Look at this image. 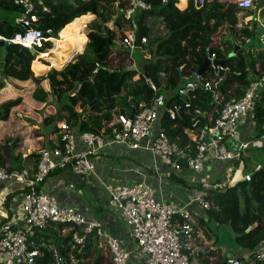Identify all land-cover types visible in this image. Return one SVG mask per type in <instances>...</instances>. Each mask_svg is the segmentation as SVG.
Masks as SVG:
<instances>
[{
    "label": "trees",
    "instance_id": "obj_1",
    "mask_svg": "<svg viewBox=\"0 0 264 264\" xmlns=\"http://www.w3.org/2000/svg\"><path fill=\"white\" fill-rule=\"evenodd\" d=\"M144 1L150 5V9L137 12L132 18L133 22L130 20L127 24H123L114 4L119 2L121 7H126L127 0H45L44 4L48 10L38 12L39 18L35 27L43 32L48 30L54 32L63 28L59 37L81 48L84 37L77 32L87 24L82 30L87 38L84 52L63 69L50 71L49 92H45L41 87L42 79L34 77L31 71L35 61L32 67L31 63L35 58L30 54L29 49L18 45H8L5 66L0 73V89L4 87L8 79L18 81L32 79L36 84L32 98L37 103H47L49 96L57 102L58 110L55 116L43 120V124L52 127L53 133L58 131L60 123L64 120L78 133L91 132L111 138L109 125L116 116L120 114L129 116L131 108L137 112L140 106H150L161 93L166 94V105L176 101L174 93L184 83V77L195 73L207 55H214L216 60H225V67L229 73L220 71L219 75L233 78L239 84L240 87L234 90L233 94L236 99L241 97L243 90L251 81L257 80L264 74V46H262L264 38L261 35L260 25L254 21L251 28L248 24L241 29L238 28L237 16L240 10L232 6L226 7L217 1L204 3L200 7H197L192 0L186 5H180L178 0ZM22 12V6L15 5L12 0H0V35L2 37L10 39L15 34L25 31L20 24ZM245 14H251V10ZM86 15H92L94 19ZM90 20L92 21L89 22ZM136 22L148 28L147 43L142 48L152 56L149 62L154 64L162 84V88L158 91L153 90L143 76V65L127 64L130 51L122 45L123 27L126 25L133 27ZM222 26H224V33L220 37L221 41L205 49L203 42L208 35L215 33ZM229 37L234 43L237 39H245L247 42L257 41L262 49L253 54L247 52L241 45L235 56L236 59L229 62L231 58L227 59V56L233 49ZM116 43L118 45L115 47ZM51 48L50 43H44L37 52L44 53ZM54 54H58L57 47ZM116 60L121 65L125 64L122 69L112 68L111 65ZM34 70L36 75L40 76L39 74H44L49 69L43 65H37ZM212 73L213 70L209 68L202 77L209 79ZM90 78L93 82L89 81ZM78 84H82L83 89L75 92ZM14 101H7L0 107L3 108L6 105L10 109ZM211 103V94L199 91L193 101L191 112L183 115L178 121H171L160 108L159 127L166 130L171 140L179 139L180 145L184 146L189 142L187 130L195 108L206 109L213 119L219 115L222 106L219 105L214 109ZM244 126L242 139L246 141H256L264 134V90L256 96ZM51 147L56 146L51 145ZM254 148L257 149L256 146ZM246 154L245 158L248 152ZM11 155H13L12 152L7 153L6 148L3 151L0 147V167L12 169V167H6L7 163L12 160L16 162L21 158ZM242 157L243 155L232 160L231 165L237 166L240 161H244ZM26 160L27 162L17 171L25 169L30 175H34L39 153H30ZM182 167L183 170L186 169L185 165ZM247 177L245 174L243 177L231 180L225 186L216 188L206 189L203 186H197L206 191V199L211 205L208 212L210 219L207 222H200L203 233L209 240L215 239L213 243L215 247L221 244L217 233L227 235L232 241L233 246L229 248L231 255L222 254L221 264H227L229 257L239 259L241 264H264V260L255 261L248 258L264 245V166H261L258 171L253 168L250 173H247ZM211 223L214 227L210 226ZM51 225L59 230L62 226H67L62 224L49 226ZM196 227L194 228L197 231ZM74 231H78V227H74L69 232L65 242L72 240ZM35 234L34 241L39 245L40 238L37 240ZM92 234H81L84 237V244L81 247L74 245L73 241V244L69 245H74L72 253L77 260L86 261L78 264H89L88 259L95 247ZM47 243L48 241L45 242ZM39 248L44 252L45 258L38 263L48 264V261H51L50 256L47 255L48 247L39 246ZM218 249L219 254L222 249L219 247ZM60 253L64 254L62 251ZM203 264H210V262L205 261Z\"/></svg>",
    "mask_w": 264,
    "mask_h": 264
},
{
    "label": "built area",
    "instance_id": "obj_2",
    "mask_svg": "<svg viewBox=\"0 0 264 264\" xmlns=\"http://www.w3.org/2000/svg\"><path fill=\"white\" fill-rule=\"evenodd\" d=\"M15 5L22 6L23 33H17L12 38L4 39L9 45H18L28 49L38 50L44 43H52V35L45 37L44 32L35 27L38 12L48 9L45 0H12ZM128 5L121 7L119 2L114 4L123 24L133 22L135 14L149 10L150 5L144 0H127ZM190 0H178L186 5ZM197 7L207 2H220L226 7H234L240 11L253 8L258 0H192ZM136 28L126 25L123 27L122 45L130 52L134 51V34ZM52 33L50 30L46 31ZM147 43L144 32L140 39V48ZM130 54V53H129ZM210 60L214 55H208ZM144 60H152L150 54L144 55ZM213 75L205 79L196 72L184 77V83L174 93L176 101L166 105V96L159 94L150 106H140L129 121L127 115L120 114L110 123L111 138L104 134L91 132L78 133L66 123L59 125V141L55 148H44L39 152V161L34 175L27 170H8L0 167V181L13 180L22 186L23 199L20 211L23 214V224L15 226L5 222L0 226V264H38L40 257L34 234L50 224H62L70 228H83L81 232L74 231L72 241L81 247L84 237L81 234L95 233L103 237L101 224L97 220L86 219L79 211L58 203L54 196L42 193L41 185L54 172L71 168L77 175H87L94 170L93 159L106 147L122 145L130 150H143L160 159L163 164L174 172L182 170V165L193 173L203 169L210 159L230 162L238 159L250 146H264V143L246 141L241 138L240 126L252 110L256 96L264 90V74L257 80L251 81L238 99L233 96L239 84L233 78L219 75L227 68H212ZM237 76L239 74H236ZM90 82L93 80L90 78ZM153 90L154 87L149 80ZM83 89L78 84L75 92ZM199 91L211 94L213 108L221 105L219 115L213 119L206 109L195 108L190 126L187 130L188 143L180 145L179 139L171 140L165 129L157 126L160 108L164 110L171 121L181 120L183 115L193 109V101ZM129 129L126 130V125ZM157 128V129H156ZM261 139L264 142V134ZM236 144L234 149L228 145ZM193 144V147H192ZM255 171L261 165H256ZM246 178H248L246 176ZM209 179V177H206ZM230 183V182H228ZM221 185L214 186V188ZM108 203L115 209L129 230L133 241V250L127 251L120 245L116 237L104 236L106 247L111 254L112 264H128L131 253H135L143 264H191L189 252L192 250V240L197 231L193 227L188 207L197 205L203 212H209L211 205L206 199V191L196 188L192 191L191 199L184 206L175 203L157 201L154 190L145 183L105 185ZM83 232V233H82ZM54 258L53 264L72 261V254L61 256L56 247L50 248ZM248 258L255 261L264 260V245ZM227 264H241L234 257L227 259Z\"/></svg>",
    "mask_w": 264,
    "mask_h": 264
},
{
    "label": "crops",
    "instance_id": "obj_3",
    "mask_svg": "<svg viewBox=\"0 0 264 264\" xmlns=\"http://www.w3.org/2000/svg\"><path fill=\"white\" fill-rule=\"evenodd\" d=\"M247 11H241L238 16ZM249 15V21L245 23L253 25L254 21L258 22L261 32L263 29L262 35L264 36V0L255 1L251 9V14ZM86 16H91L92 20L94 19L92 15ZM240 22L239 20L237 26L240 25ZM86 25L80 30V34L84 37L82 47H78V49H80L79 51H72V54L74 52L81 53L82 50L83 52L85 50L87 38L82 30ZM147 31V27H142V32L147 34ZM220 36L221 34L218 35L219 38ZM215 43L217 44V42L212 40L209 45ZM50 44L52 48L47 50V52L40 54L36 53V58L31 63L33 64L35 61L33 69H31L32 73L37 65H43L46 69H49V72L47 71L48 74L52 69H63L65 67L61 66L57 68L54 66L56 62L59 61V57L53 52L56 48H53V44L56 46L55 42L53 41ZM40 61H44V63L41 64ZM52 63L54 65H52ZM245 71H247V69H245ZM36 76L37 75H34V77ZM189 76L191 75H187L186 77ZM35 89L36 84L32 79L26 81L8 79L5 81L4 87L0 89V104L8 100L13 101L12 99L14 96L23 97L24 93H28L30 94L29 97H31L34 102L33 107L30 106V108L38 111L36 114H31L30 112L32 111L23 107L22 110H19L23 112H16L18 111L16 110L18 105L10 110L7 120L3 121L0 119V147L3 148V151L6 148L7 153L12 152L13 155L11 156L21 157L16 162L12 160L7 163L6 167H12V169L9 170H17L15 169L17 164L23 166L27 162L26 157L30 153H39L44 148H52L51 145L57 146L59 144V129L56 133H53L50 125L47 126L43 124V120L55 116L58 106L55 108V101L53 102V106L50 104V102H52L51 96H49L47 103H37L32 98ZM43 89L45 92H49V89ZM162 94L166 96V94ZM245 120L246 118L240 126L241 138L242 133L245 131ZM158 127L159 125L157 128ZM256 141H253V143H256ZM228 145L231 149H234L236 146L233 142L228 143ZM230 162L210 159L205 162L203 169L198 173H193L188 169L183 170V167L181 171L175 173L170 167L165 166L160 159L148 152L143 150H130L122 145H112L106 147L93 159L94 170L91 173L87 175H77L71 168H65L49 175L40 189L42 193L54 196L59 204L76 209L86 219L99 221L104 236L116 237L121 247L131 252L134 248V244L129 237V230L121 220L119 213L109 205L105 185L114 186L119 184L145 183L154 190L157 201L170 202L178 206H184L190 201L192 191L196 188L198 189L197 186H203L209 189L230 182L231 178L226 177L224 173L227 167H232ZM13 166H15V168ZM206 177H209V179H206ZM177 179L181 180V182ZM22 199L23 190L21 185L13 180L5 182L0 181V226L5 222H9L15 226L23 224V214L20 211ZM188 210L191 214L193 227L197 226V233L192 240V250L189 252L191 264H203L205 261L210 262V264L219 262L220 256L223 254L224 250L230 252L228 248L230 245V248L233 246L231 238L228 239L230 242L229 244L224 241L221 242L220 246H213L215 239L209 240L203 233L202 227H200L201 221L207 222L210 219L209 214L203 212L197 205L189 206ZM82 229L83 228H78L79 232H81ZM70 231H72V228L68 226H62L59 230L56 226L51 225L36 232L35 238L37 240L40 238L38 247H48L49 252L47 255L51 258L48 264H53L54 262V258L50 253L51 247H56L59 253L61 251L64 252V254L61 255L63 257L72 254L70 258L72 261L68 259L65 263L62 262V264L86 262L84 260H77L73 255L72 250H74L75 247L74 245L69 246L73 244L72 240L67 242L64 241ZM92 235L94 236L93 240L95 241V247L92 249L90 258L88 259L89 264L93 262H95V264H111V254L106 247V238L104 236L99 237L95 233ZM221 236L225 238L224 235L221 234ZM46 241H48L47 244H45ZM218 247L222 249L219 254ZM39 251L40 257L37 258V262L45 258L44 252L40 250V248ZM128 264H143V260L139 259L135 253H131Z\"/></svg>",
    "mask_w": 264,
    "mask_h": 264
},
{
    "label": "rangeland",
    "instance_id": "obj_4",
    "mask_svg": "<svg viewBox=\"0 0 264 264\" xmlns=\"http://www.w3.org/2000/svg\"><path fill=\"white\" fill-rule=\"evenodd\" d=\"M182 5V4H180ZM245 15V16H244ZM239 20L241 21L240 22V25L237 26L238 28H242V27H245L246 26V23L247 21H249V18H250V15H246L245 13H241L239 16H238ZM22 15H21V18H20V24L22 26ZM249 23V22H248ZM250 26V28L252 27L251 24H248ZM23 27V26H22ZM262 28V27H261ZM262 32H263V29H262ZM78 34H80V30L77 32ZM224 33V26L220 27L212 36H211V39L217 43H219L221 41V39L218 37L219 34L223 35ZM82 35V34H80ZM262 35V34H261ZM1 36V35H0ZM263 36V35H262ZM2 37V36H1ZM221 37V36H220ZM264 37V36H263ZM1 40H4V39H0ZM6 41V40H5ZM256 41V40H255ZM7 42V41H6ZM237 45L239 46H243L247 52H250V53H253L255 54L257 51H259L261 48V44L257 43L256 42H247L245 39H237V42H236ZM8 42H7V46H8ZM117 43L114 44V46L116 47ZM248 45L250 46L248 48ZM262 46H264V43H262ZM55 47V45L53 44V48ZM77 47V46H76ZM82 47V46H81ZM83 52V50H82ZM147 54V50L146 49H143V48H136L134 51H131L130 54H129V59L127 61V64H131L133 66H136V64H141L143 65V61H144V55ZM68 56V55H67ZM66 56V57H67ZM236 57L234 58H231L229 62H233V60H235ZM60 60V58H59ZM44 61H40V63L42 64ZM57 63V62H56ZM125 64H120L117 60L111 65L113 69H116V68H123ZM32 66V64H31ZM52 66V65H51ZM64 66V65H63ZM62 66V67H63ZM48 67V66H46ZM50 68V66H49ZM49 72V71H48ZM48 72L44 73V74H39L40 76H36V78H40L42 79V82H41V86L43 88H45V90L49 89V78H48ZM33 74L36 75V70L33 71ZM30 94L28 93H24L23 94V97H18V96H14V98L12 100H15L14 103H13V106L8 109L9 107H7L6 105L3 106V108L0 107V119L1 120H7L8 119V116H9V113H10V110L13 108V107H16V112H23V111H19V110H22L23 107H26L27 109H29V111H32L30 112L31 114H36L38 111L37 110H34L33 108H30L33 107V100L31 99V97H29ZM22 100V101H21ZM30 100V101H29ZM32 100V101H31ZM9 101V100H8ZM7 102V101H5ZM5 102H3L2 104H4ZM53 100L52 102H50V104H52L53 106ZM0 104V105H2ZM57 102H56V105H55V108L57 107ZM78 109V107L76 108ZM35 111V113H34ZM18 118V117H16ZM16 121V120H14ZM24 124H26L25 122H23ZM61 123H66L65 121H62ZM259 142H263V140L260 138L258 139ZM264 146H258L257 145V149L254 148V146L250 147L247 149V151L244 152V155L242 158H244V161H240L237 166H234L232 164V167H227L225 170H224V173H225V176L228 177V178H231V180H235L236 178H239V177H243L247 176V173H250L252 171V169L256 166V165H261V166H264ZM246 152H248V156L245 158L244 156H246ZM246 166V167H245ZM230 180V182H231ZM226 184H228V182L222 184L221 186H225ZM210 226H212V223L210 224ZM218 235V238L220 240V242H224L229 244V237L227 235H225V238L223 236H221L219 233H217ZM231 247V245L229 246V248ZM228 248V249H229ZM230 255V252L224 250L223 251V255ZM223 255L220 256V259L223 258ZM223 260H220L219 263L221 264Z\"/></svg>",
    "mask_w": 264,
    "mask_h": 264
},
{
    "label": "water",
    "instance_id": "obj_5",
    "mask_svg": "<svg viewBox=\"0 0 264 264\" xmlns=\"http://www.w3.org/2000/svg\"><path fill=\"white\" fill-rule=\"evenodd\" d=\"M135 34H134V46L136 48H140V39L142 36V26L140 25V22H136L135 24ZM63 29V28H62ZM62 29L56 30L52 33L50 32H44V36L45 37H50V35L53 36V38H55L56 40L59 39V33ZM212 34H209L206 41L203 42V47L205 49H207L209 47V44L212 42L211 39ZM229 41L232 42L233 44V49L232 51L228 54L227 59H230L232 57H235L237 52L240 50V46L237 45L236 43L233 42L232 38H229ZM7 42L5 40H1L0 41V73L3 71L4 66H5V58L7 55ZM63 50L66 53H71V51L73 50L72 45L66 46L63 48ZM30 54L35 58L36 57V52L33 49H29ZM83 52L81 53H74L72 55V58L70 59L69 62H67L65 65H67L70 62H73L79 55H81ZM64 65V66H65ZM212 66V68H216V67H222V68H226L225 67V60H210V58L208 57V55L205 57L204 61L199 65L198 69L196 70V74L197 75H203L208 68ZM142 72H143V76L145 77V79L149 80L150 83L153 85L154 89L156 91L160 90L162 88V84L159 80L158 74L155 70V66L152 62H147V61H143V66H142ZM226 73L228 74L229 71L227 70ZM97 98H95L96 100ZM131 101V100H129ZM134 115V108H131V112L128 116L129 121L132 120ZM126 130L129 129V124L126 125L125 127ZM15 168V166H13ZM20 167L19 164H17V167L15 169H18ZM92 264H95V262H93Z\"/></svg>",
    "mask_w": 264,
    "mask_h": 264
},
{
    "label": "bare ground",
    "instance_id": "obj_6",
    "mask_svg": "<svg viewBox=\"0 0 264 264\" xmlns=\"http://www.w3.org/2000/svg\"><path fill=\"white\" fill-rule=\"evenodd\" d=\"M63 40H67V39H62L59 37V39L57 40H53L56 44L55 47H57L58 49V54L56 56H58L60 58L59 61L57 62H60L62 64H55V65H59V66H63L65 65L67 62L70 61V59L72 58V55L76 52V51H79L80 49H78L79 46H77L75 43L73 42H70V41H63ZM69 45H72L73 47V50L72 51H75L73 54L72 53H66L63 48L66 47V46H69ZM77 46V47H76ZM84 46V45H83ZM80 48V47H79ZM56 49V48H55ZM55 49H54V53H55ZM71 51V52H72ZM78 53V52H77ZM69 55V56H67ZM67 56V57H66ZM44 57V56H43ZM58 68V67H57Z\"/></svg>",
    "mask_w": 264,
    "mask_h": 264
},
{
    "label": "clouds",
    "instance_id": "obj_7",
    "mask_svg": "<svg viewBox=\"0 0 264 264\" xmlns=\"http://www.w3.org/2000/svg\"><path fill=\"white\" fill-rule=\"evenodd\" d=\"M55 40H56V39H55ZM52 42H53V41H52ZM27 49H28V48H27ZM33 50H34L37 54H40V53L37 52V50H35V49H33ZM35 58H36V57H35ZM208 69H209V68H208ZM161 94H162V93H161Z\"/></svg>",
    "mask_w": 264,
    "mask_h": 264
}]
</instances>
